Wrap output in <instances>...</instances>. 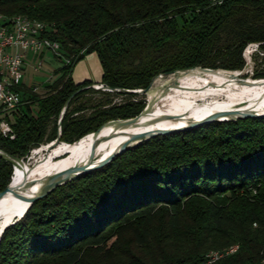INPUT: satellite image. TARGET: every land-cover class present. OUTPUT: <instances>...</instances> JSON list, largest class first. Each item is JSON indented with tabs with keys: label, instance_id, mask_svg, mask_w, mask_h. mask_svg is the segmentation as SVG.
<instances>
[{
	"label": "trees",
	"instance_id": "trees-1",
	"mask_svg": "<svg viewBox=\"0 0 264 264\" xmlns=\"http://www.w3.org/2000/svg\"><path fill=\"white\" fill-rule=\"evenodd\" d=\"M0 14L48 23L63 58L46 94L24 91L17 111L0 105V124L12 130L0 129V150L19 158L44 140L76 92L61 121L64 142L142 111L128 104L69 112L93 90L73 78L89 54L101 62L103 85L137 90L193 67L241 72L247 46L264 45V0H0ZM12 175L0 157V192ZM234 245L216 264L264 260V118L150 139L58 187L4 231L0 264H199Z\"/></svg>",
	"mask_w": 264,
	"mask_h": 264
},
{
	"label": "bare ground",
	"instance_id": "bare-ground-1",
	"mask_svg": "<svg viewBox=\"0 0 264 264\" xmlns=\"http://www.w3.org/2000/svg\"><path fill=\"white\" fill-rule=\"evenodd\" d=\"M37 26H45L46 22L31 20L27 17H7L0 14V21H25ZM48 24V23H47ZM244 72L235 76L228 72H203L199 69L186 74H180L179 81L165 91L152 90L149 113L142 115L139 125L123 127L117 130L114 125H107L102 135L107 139L96 150L97 157L102 159L119 149L128 134L149 129H174L187 126L190 122L203 120L216 112L232 110H249L264 113V83H254L251 79L242 82ZM102 85V84H101ZM101 87V86H100ZM170 117H167V116ZM178 116V118H176ZM93 142V135H87L74 144L60 143L49 154L45 161L46 148L42 145L33 149L28 162L15 166L12 185L20 194L34 196L41 190V183L29 186L28 182L38 178H46L56 170L81 163L88 158ZM72 154L66 157L65 152ZM58 156L57 158H54ZM63 159V160H62ZM60 160V161H58ZM28 203L16 197L13 193L6 195L0 201V236L3 229L22 214ZM3 234V233H2ZM238 245L222 251H212L209 254L231 255L237 252ZM221 258H216L207 264H216ZM264 264V260L261 262Z\"/></svg>",
	"mask_w": 264,
	"mask_h": 264
},
{
	"label": "water",
	"instance_id": "water-1",
	"mask_svg": "<svg viewBox=\"0 0 264 264\" xmlns=\"http://www.w3.org/2000/svg\"><path fill=\"white\" fill-rule=\"evenodd\" d=\"M196 69H199L203 72H220V71H224V72H228L230 75H237V71H231V70H222V69H213V68H207V67H193V68H188V69H182V70H176L172 73H164V74H160L156 77H154L149 85L148 88L146 89H140V90H129V89H117V91L119 92H124V93H148L152 87V85L154 84L155 81H157L158 79H163V78H167L171 75L173 76H178L180 74H186L189 73L191 71H194ZM242 80V82H244L245 79H240ZM101 88H106L107 90H113L110 87L106 86V85H101ZM78 92H76L72 98L77 94ZM71 98V99H72ZM71 99L68 100V102L65 105V109L62 112V117H61V121L63 119V116L66 112V109L71 101ZM150 105L148 104V107L140 114L137 115L133 118H129V119H117V120H112L110 122H108L106 125H103L101 128H99L96 132L92 133L93 135V142H92V148L90 151V154L88 156V158H86V160L84 159L81 163L79 164H75L73 166H68L66 168H63L61 170H56L54 173L49 174L46 178H38V179H33L31 181L28 182L29 186H34L38 183H41V190L37 195L34 196H28V195H24V194H20L19 192H17L13 185V178H14V174H15V166L16 165H20L21 163H25L29 161L32 152L30 151L29 154L25 157V158H19L16 156H12L7 154L6 152L0 150V157L5 159L6 161L10 162L13 165V175L11 177V182L10 184L6 187L5 190L0 192V201L8 194L13 193L16 197L22 199L23 201H25L26 203H28V206L25 208V210L23 211V213L17 214L16 215V219L12 222L9 223L2 231V233H4V231L16 224L20 219H22L24 217V215L27 213V211L29 210V208L32 206L33 203H35L36 201L44 198L45 196L49 195L50 193H52L54 190H56L58 187L65 185L71 181H73L74 179L78 178L81 175L90 173L92 171H95L97 169H101L103 167H105L106 165H108L109 163H111L116 157L122 155L124 152H126L127 150L136 147L137 145L148 141L150 139L153 138H157L159 136H166V135H170L173 133H177V132H181V131H187V130H193L195 128H198L200 126H204V125H208L214 122H228V121H237L238 119H260V118H264V113H258L256 111H249V110H232V111H226V112H216L214 114H212L211 116L197 121V122H190L187 126H183V127H179V128H174V129H164V128H156V129H149V130H144V131H140V132H133L131 134H128L126 140L120 145L119 149L112 152L111 154H109L108 156L98 160L95 159L97 157L96 154V150L99 148V146L102 144V142L104 140H106L107 138L105 136L102 135V131L104 130V128L111 124L114 125V127L116 128V132L117 130H119L120 128H125V127H130L132 125H139L141 122V117L144 114H148L149 113V109H150ZM167 117H170L169 115ZM178 118V116L176 117ZM61 143V134H59V136L57 137V139L53 142H51L47 148H46V156H45V161L48 160L49 158V154L50 152L59 144ZM64 154H66V157L63 159H66L68 157H71L72 154L69 153L68 151L65 152ZM58 156H55L54 158H57ZM62 159V160H63ZM60 161V160H58ZM1 233V236H2ZM0 236V239H1Z\"/></svg>",
	"mask_w": 264,
	"mask_h": 264
},
{
	"label": "rangeland",
	"instance_id": "rangeland-1",
	"mask_svg": "<svg viewBox=\"0 0 264 264\" xmlns=\"http://www.w3.org/2000/svg\"><path fill=\"white\" fill-rule=\"evenodd\" d=\"M59 57L61 56H57L53 52L47 51L43 55L39 56L31 55L30 53L27 59H25V79L27 83H29V85L38 87V94H46V92L48 91V86L53 84L54 81L58 78L57 70L63 64V58ZM244 57L246 60V66L241 70V72H244L243 79H251V81L254 83H264V45L260 43H252L248 45L244 52ZM241 72H237L236 74H239ZM177 78L178 76L171 75L167 78L158 79L154 82L148 93H137L135 95L122 94L121 92L107 90L106 88L99 89L101 85L93 84L91 86L93 90L89 91L86 95L77 100V102H75V104L69 109V112H72L74 109L83 106L86 109L84 111L76 113V115L89 116L96 109L103 110L105 108H111L119 105L123 106L128 104H136L143 106L142 111L139 113L140 115L148 107L151 98V91L158 89H161L160 91H165L166 89L171 87L176 80H178ZM108 122H106L104 125H106ZM54 127H57V134L59 136L62 131L60 117L55 118L50 124L51 129H53ZM51 129L48 131L49 134H51ZM48 135L35 148H38L42 145H48L51 142L55 141V139L50 141L48 139ZM61 143L72 144L64 141H61ZM33 149L31 150V152H33Z\"/></svg>",
	"mask_w": 264,
	"mask_h": 264
},
{
	"label": "built area",
	"instance_id": "built-area-1",
	"mask_svg": "<svg viewBox=\"0 0 264 264\" xmlns=\"http://www.w3.org/2000/svg\"><path fill=\"white\" fill-rule=\"evenodd\" d=\"M211 5L224 0H205ZM50 25L37 26L25 21H0V105L6 111H17L25 102L22 84L25 76L24 64L28 53L41 55L47 51L61 56L60 44L49 37ZM36 92L37 88H33ZM3 135L12 133L8 122L0 124ZM15 136L12 135L11 138ZM225 254H209L199 264H207Z\"/></svg>",
	"mask_w": 264,
	"mask_h": 264
},
{
	"label": "crops",
	"instance_id": "crops-1",
	"mask_svg": "<svg viewBox=\"0 0 264 264\" xmlns=\"http://www.w3.org/2000/svg\"><path fill=\"white\" fill-rule=\"evenodd\" d=\"M30 53L27 54L26 59ZM31 55H34L31 53ZM43 55V54H41ZM37 56V55H35ZM103 76V68L101 62L96 53L87 55L82 61H80L74 68L73 78L76 83H83L85 81H90L93 84L101 85ZM37 88V86H32L27 83L25 76L22 84V92H28Z\"/></svg>",
	"mask_w": 264,
	"mask_h": 264
}]
</instances>
